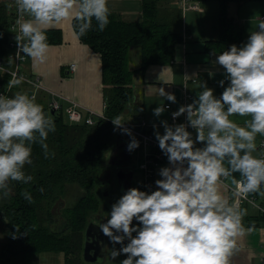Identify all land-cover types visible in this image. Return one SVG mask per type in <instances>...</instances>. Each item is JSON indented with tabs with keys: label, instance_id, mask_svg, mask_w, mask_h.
<instances>
[{
	"label": "clouds",
	"instance_id": "1",
	"mask_svg": "<svg viewBox=\"0 0 264 264\" xmlns=\"http://www.w3.org/2000/svg\"><path fill=\"white\" fill-rule=\"evenodd\" d=\"M14 2L15 55L23 53L34 63H45L52 47L47 42L48 27L74 21L73 35L79 41L92 30L93 20L101 32L110 22L108 0ZM211 55L223 73L217 82L220 94L200 81L191 103L171 112L173 121L183 116L185 122L170 125L160 120L162 134L153 124L154 138L168 163L158 170L154 188L124 190L106 218L92 221L113 245L111 261L123 256L119 264H230L240 251L238 238L255 231L254 224H243L247 209L241 201L252 194L264 197V139L257 142L258 136L264 138V18L255 30H248L239 46L232 44ZM24 82V76L13 72L8 88ZM159 94L170 104L177 103L176 96L164 88ZM167 110L168 105H158L152 114L158 118ZM111 123L114 131L130 137L129 152L139 147L121 116ZM55 131L53 118L34 96L25 91L0 94V193L4 197L12 194L10 182L33 180L24 172L25 165L32 164L33 144L41 146L46 159L54 156L45 141ZM21 195L34 202L28 191ZM117 244L119 249L114 247Z\"/></svg>",
	"mask_w": 264,
	"mask_h": 264
},
{
	"label": "trees",
	"instance_id": "2",
	"mask_svg": "<svg viewBox=\"0 0 264 264\" xmlns=\"http://www.w3.org/2000/svg\"><path fill=\"white\" fill-rule=\"evenodd\" d=\"M256 1L264 2L218 0L220 37L205 42V50L220 53L229 45L239 46L244 42L243 27L229 15L228 5ZM174 2L143 0V18L139 22L125 21L119 13L110 12V22L104 31H97L93 20L92 30L79 39L101 59L105 107L103 117L97 118L93 125L69 124L62 111L52 115L45 102L46 95L36 94V102L43 106L45 114L53 118L56 126V131L49 133L45 141L49 153L54 156L49 155L46 159L41 146L33 144L32 164L24 168L25 174L31 175L33 180L27 184L10 182L12 194L4 197L0 193V221L7 233L0 242V264H36L33 260L42 252L62 254L64 264H81L83 261L84 229L89 216L100 209L94 193L98 192L97 180L107 167L106 156L120 134L119 129L114 131L111 120L118 115L122 118L129 116L137 124H142L143 104L135 99L133 88L137 73H142L150 65L170 64L183 40L181 10ZM2 27L7 29L6 20ZM46 35L49 44L61 42L60 30L48 29ZM132 52L138 55L135 67L130 66ZM0 55L6 58L4 53ZM31 89L28 84H22L14 90L30 94ZM221 91L218 87L216 95ZM74 186L83 193L72 206L60 210L61 226L54 231L51 229L52 206L67 194L68 187ZM23 191L31 193L33 203L23 198ZM250 196L262 198L259 194Z\"/></svg>",
	"mask_w": 264,
	"mask_h": 264
},
{
	"label": "crops",
	"instance_id": "3",
	"mask_svg": "<svg viewBox=\"0 0 264 264\" xmlns=\"http://www.w3.org/2000/svg\"><path fill=\"white\" fill-rule=\"evenodd\" d=\"M197 1L199 4L197 11H181L183 40L176 48L173 61L166 65L148 66L142 73H137L134 81L135 99H138L143 104L144 114L141 117V121L145 123V128L141 124H137L131 120L132 118L129 116L123 117V122L136 125L138 131L142 132L141 130H145L153 138V124L157 125L158 130L162 134L163 128L159 126L160 120H166L169 123V110L158 118L152 114V110L156 106L170 104V102L160 96V88H164L166 92H171L176 96L177 103L170 104L173 109H176L182 105L183 91L190 92L193 99L194 95L199 91L198 83L205 80L208 87L213 88L216 94L219 87L217 82L223 79L222 69H219L212 62L215 60V56L211 54L219 53L205 50V42L215 41L220 37L218 8L209 9L206 7L208 4L204 5L201 0ZM12 2L14 0H0V33H2V37H0V53H4L5 56L9 51L8 42L15 36V33L10 29V25L13 22ZM142 2L143 0H108V7L110 12L119 13L120 17L125 21L139 22L143 18ZM242 5L244 6L243 8ZM247 9V5L243 3L238 7V12L245 15ZM232 17L234 21L239 22L243 27L246 41L248 30H253V28L250 24L243 23L247 19L245 16L238 19L235 16ZM5 20L7 29L3 30L2 26ZM48 29L60 30L61 42L55 45L49 44L52 47H50L47 53L45 63H34L31 58L26 57L21 68L26 76L31 78V75H35L42 83L43 91L36 90L35 95L40 92L44 93L46 95L45 102L48 106L51 98L50 93L54 92L62 96V99L59 101L63 108L67 105V101L71 100L84 110L103 115L105 101L101 79L100 55L90 49L89 46L81 43L80 40H77L76 36L73 35L72 21L54 24L46 30ZM206 70L214 72L215 75L210 76ZM185 75H188L187 79ZM16 91L18 90H14L12 95ZM32 92L33 88L29 95ZM56 113L58 112H54L53 114ZM133 136L139 142V147L130 152V157L125 165L134 169L131 166V163L134 162H132L131 158L135 156L134 159L138 161L137 164L139 166L144 159L145 151L140 138L134 134ZM258 139L259 136L257 137V142ZM118 142L128 144L130 137L125 134H119V137L116 138V142L106 156V166ZM166 166H168L167 159L152 167L151 186L153 188L154 181L159 179L158 170ZM139 172L141 188L143 190V178L140 169ZM133 187L140 188L135 179ZM111 201L113 204V199ZM241 207L247 209V215L243 218L244 226L248 227L254 224L255 231L238 238L240 251L231 258L230 264H264V222L262 215L254 205L248 202L241 203ZM105 247L104 261H106L108 248L107 245ZM108 260L111 259L109 258ZM63 263L64 258H62Z\"/></svg>",
	"mask_w": 264,
	"mask_h": 264
},
{
	"label": "built area",
	"instance_id": "4",
	"mask_svg": "<svg viewBox=\"0 0 264 264\" xmlns=\"http://www.w3.org/2000/svg\"><path fill=\"white\" fill-rule=\"evenodd\" d=\"M177 4V6L180 8L182 12L185 11H197L199 9V4L197 0H174ZM11 7L13 8V22L10 25V29L17 34V29L15 27L16 19H17V13H16V7L15 2L11 3ZM261 18H264V14L260 15L258 17V20L260 21ZM8 53L6 54V58L0 57V94L12 96V93L14 92L15 88H8V82L10 79H12V73H17L18 76H24L25 82L23 84H28L30 87L33 88V92L30 96L35 97L36 90L43 91V85L40 82V80L30 78L26 76L22 72V64L24 63L26 56L23 55V53H20L19 55H15L17 48L16 44L14 42V38L9 40L8 42ZM7 59V61H5ZM51 98L49 100L48 106L49 110H53L54 112H61L63 116L65 117L66 121L69 124L74 125H93L97 118H102L103 115H98L96 113H93L89 110H84L76 102H73L71 100L67 101V105L64 106V108L60 104V99H62L61 95H58L57 93L51 92ZM192 101V95L188 91H183L182 94V105L191 103ZM168 105L169 113V124L173 123H182L184 121V117L181 116L176 121L172 120L171 112L176 111L178 108L173 109L170 104ZM141 125H145L144 122H142ZM125 127L130 129L132 132L135 133L136 136L140 138V141L144 147V159L139 164V169L142 173L143 178V190H147L144 186L145 185H151V177H152V167L157 165L163 160H166V158L163 156V154L160 152L158 148L157 141L151 136L149 133L140 132L133 130L130 126V124H125ZM189 131H192L189 129ZM261 138L258 139V145ZM249 201H252L250 203ZM248 202L252 205H254L258 211L261 213L263 222H264V197H262L260 200L256 199L254 196H249L248 200L241 201V203ZM258 205V206H257Z\"/></svg>",
	"mask_w": 264,
	"mask_h": 264
},
{
	"label": "water",
	"instance_id": "5",
	"mask_svg": "<svg viewBox=\"0 0 264 264\" xmlns=\"http://www.w3.org/2000/svg\"><path fill=\"white\" fill-rule=\"evenodd\" d=\"M51 110V114H53ZM130 152L127 150V143L118 142L114 151L107 162V168L104 169L97 180L98 193L103 194L109 201L114 199L115 202L123 191L133 187L134 169L124 165L128 162ZM110 168V169H108ZM107 174L106 181L103 177ZM112 202V201H111ZM59 214L56 216L54 225L51 229L58 231L61 225ZM106 218L101 214H91L88 218L87 225L84 229V243L82 249V259L86 262H96L104 259L106 253V237L98 227L92 224L93 219ZM104 222V221H101Z\"/></svg>",
	"mask_w": 264,
	"mask_h": 264
},
{
	"label": "rangeland",
	"instance_id": "6",
	"mask_svg": "<svg viewBox=\"0 0 264 264\" xmlns=\"http://www.w3.org/2000/svg\"><path fill=\"white\" fill-rule=\"evenodd\" d=\"M201 2L206 5L207 8L209 9H217L218 8V0H201ZM248 7V9L246 10L245 15H243V13L241 14L240 12H238V7L241 5H237L235 3H231L228 5V10L231 16H235L236 19H238L239 17L241 18L242 16H245L247 19H245L243 21V23L245 24H250L251 27L253 28V30L256 29L257 25H258V16L261 15L262 13H264V2H247L245 3ZM244 6L242 5V8ZM133 54V55H131ZM130 54V66L131 67H135L138 64V61L136 59V57H138L137 52L135 54V52H132ZM29 74V73H28ZM33 79H37V77H35V75H31ZM36 96V95H35ZM131 128L133 130L137 131L136 125L130 124ZM119 133L122 134V132L119 130ZM132 132V131H131ZM134 135L135 133L132 132ZM132 134V135H133ZM128 136V135H127ZM140 158V156H138ZM134 157H132V162L131 166L134 167V179L136 181V183L140 186L141 188V177H140V172L138 169V161L136 159H134ZM111 159V158H110ZM78 187V186H77ZM68 187L70 190L67 192V194L63 195V197L61 198V210L66 206H72L78 195L82 194L83 192L81 191V189H79V187ZM142 190V188H141ZM97 192V191H96ZM97 198L99 199L100 202V209L98 211V213H100L101 215L105 216V213H108L110 211V207L112 205V202L109 201L107 199V197H105L103 194L100 193H96ZM114 200V199H113ZM97 213V214H98ZM61 226V225H60ZM5 225H3L0 221V242H3L6 236V232L4 229ZM107 257H106V261H104L103 259H99L96 262H86V261H80L81 264H119V260L123 259V256H120L117 258L116 261H111L108 260L111 256V252L110 250L113 248V245L109 242V239L107 238ZM116 249L120 248V245H115L114 246ZM62 254H55L52 252H42L38 255L35 256V259L33 260L36 264H62ZM64 264V263H63Z\"/></svg>",
	"mask_w": 264,
	"mask_h": 264
},
{
	"label": "flooded vegetation",
	"instance_id": "7",
	"mask_svg": "<svg viewBox=\"0 0 264 264\" xmlns=\"http://www.w3.org/2000/svg\"><path fill=\"white\" fill-rule=\"evenodd\" d=\"M125 167H127L128 165H124ZM107 168V167H106ZM105 168V170H106ZM110 169V168H108ZM107 179V174L103 177V180L106 181ZM60 210H61V198L60 199H57L55 202H54V205L52 206V214H53V222H52V226L54 225V222H55V219H56V216L59 214V218L60 220L62 219L61 217V214H60Z\"/></svg>",
	"mask_w": 264,
	"mask_h": 264
}]
</instances>
